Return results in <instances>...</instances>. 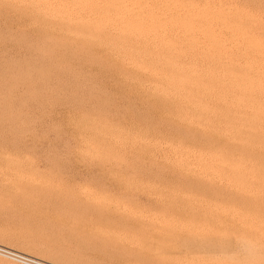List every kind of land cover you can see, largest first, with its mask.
I'll return each instance as SVG.
<instances>
[{"label":"rangeland","instance_id":"obj_1","mask_svg":"<svg viewBox=\"0 0 264 264\" xmlns=\"http://www.w3.org/2000/svg\"><path fill=\"white\" fill-rule=\"evenodd\" d=\"M0 245L264 264V0H0Z\"/></svg>","mask_w":264,"mask_h":264},{"label":"bare ground","instance_id":"obj_2","mask_svg":"<svg viewBox=\"0 0 264 264\" xmlns=\"http://www.w3.org/2000/svg\"><path fill=\"white\" fill-rule=\"evenodd\" d=\"M43 66V65H42ZM41 66V67H42ZM13 67V66H12ZM38 67V66H37ZM15 68V67H14ZM196 68V67H195ZM36 69V68H35ZM143 70V69H142ZM189 70V69H188ZM9 72V71H8ZM26 73V72H25ZM24 77H25V74H24ZM15 78V77H14ZM42 92V91H41ZM213 235H215V234H212L209 238L206 236V239H204V238H200V241L202 240V241H208V246L207 245H205L206 244V242H200V246H202V245H205V246H207L206 248H219V246L221 247V245H224L223 243L221 244L219 241H217L219 238V236H220V239L222 238L221 236L222 235H215V236H213ZM216 236H218V237H216ZM224 236V235H223ZM228 236V235H227ZM230 236V235H229ZM228 236V237H229ZM205 237V236H204ZM226 237V236H225ZM234 237V236H233ZM208 238V239H207ZM231 238L232 237H229L228 239H229V241H230V245H232L233 244V239H235V238H233L232 240H231ZM204 239V240H203ZM222 239H226V240H228L227 238H222ZM221 239V240H222ZM237 239V238H236ZM202 244V245H201ZM225 244H227L228 245V243H225ZM194 245V244H193ZM195 246H196V244H195ZM204 247V246H203ZM202 247V248H203ZM222 247H224V246H222ZM5 248L7 249V250H5ZM226 248H229V245H228V247L226 246ZM225 248V249H226ZM231 248V247H230ZM8 251V252H7ZM13 251H15V252H19V251H16V250H13V249H10V248H7V247H5V246H2V245H0V255H2V256H5V257H8V258H10V259H13V260H16V261H20V262H22L23 261V263L24 264H32L31 262H27V261H25V260H23V259H21V257H18V256H16V255H14V254H12V253H10V252H13ZM41 251V254H42V251H43V249L42 250H40ZM47 252V251H46ZM19 253H21V252H19ZM21 254H23V255H26V254H24V253H21ZM44 254H45V251H44ZM49 255V254H48ZM56 255H58V254H56ZM55 255V256H56ZM28 256H31V255H28ZM46 256V255H45ZM54 256V257H55ZM66 256V255H65ZM63 257V258H60L61 260L62 259H64L65 260V258H66V260H67V257ZM35 257V256H34ZM49 257V256H48ZM53 257V255L51 256V258ZM36 258V257H35ZM58 258V257H57ZM57 258H55V259H57ZM39 259V258H38ZM41 260V259H40ZM59 260V259H58ZM64 260H62L63 262H64ZM43 262H45V264H52V263H49V262H46V261H44V260H42ZM165 261V260H164ZM69 262V261H68Z\"/></svg>","mask_w":264,"mask_h":264},{"label":"built area","instance_id":"obj_3","mask_svg":"<svg viewBox=\"0 0 264 264\" xmlns=\"http://www.w3.org/2000/svg\"><path fill=\"white\" fill-rule=\"evenodd\" d=\"M5 250H7V249L5 248ZM10 253H12V254H14V255H16L18 257H21V259H23V260H25L27 262H31L32 264H45V262H43L42 260H40L38 258H35L33 256L23 255V254H21L19 252H15V251L10 252Z\"/></svg>","mask_w":264,"mask_h":264},{"label":"clouds","instance_id":"obj_4","mask_svg":"<svg viewBox=\"0 0 264 264\" xmlns=\"http://www.w3.org/2000/svg\"><path fill=\"white\" fill-rule=\"evenodd\" d=\"M256 254V247L255 245H249L246 246L245 251H244V256L247 257L248 259H251L255 256Z\"/></svg>","mask_w":264,"mask_h":264}]
</instances>
